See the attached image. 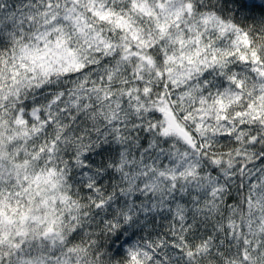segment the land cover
Segmentation results:
<instances>
[{"label":"clouds","instance_id":"clouds-1","mask_svg":"<svg viewBox=\"0 0 264 264\" xmlns=\"http://www.w3.org/2000/svg\"><path fill=\"white\" fill-rule=\"evenodd\" d=\"M0 264H264V0H0Z\"/></svg>","mask_w":264,"mask_h":264}]
</instances>
